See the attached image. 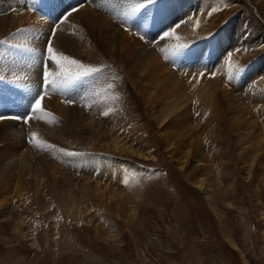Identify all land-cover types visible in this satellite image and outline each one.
Instances as JSON below:
<instances>
[{
	"label": "rangeland",
	"instance_id": "1",
	"mask_svg": "<svg viewBox=\"0 0 264 264\" xmlns=\"http://www.w3.org/2000/svg\"><path fill=\"white\" fill-rule=\"evenodd\" d=\"M32 1L41 8L48 0L43 5L38 0ZM104 1L109 2L105 9ZM175 1L177 4H173ZM180 1L152 0L134 15L127 13L132 7L140 5L141 0H60L62 11L54 1L49 9L57 14L56 19H61L74 7L81 8L93 3L96 9L101 12L104 9L102 13H107L112 18V22L102 18V30L107 29L108 23L118 27L124 24L125 28L128 26L126 29L132 28L133 34L144 36L146 49L156 52L161 47L158 44L167 41L163 61L176 71L175 76L180 77L182 82L174 80L168 87L162 84L159 87L149 85L142 88L139 84L129 83L125 78V88L119 91L120 96L115 101L99 97L97 94L101 90L109 88V83L104 78L106 73L112 79L115 73H120V69L111 61H91L79 54L73 56L66 47L56 48L58 40L54 38L55 32H63L62 19L56 28L50 22L52 28L48 43L44 42L39 50L41 62L52 38L51 46L58 55L75 59L86 67L98 68L100 71L63 90L51 86L44 88V70H41L40 79L35 83L30 82L33 79L10 80V77L0 76V116L27 119V123L24 119H12L22 122L20 130L27 135V145L44 157L43 162L52 158L64 163L62 166L69 173V180H62V176H54L50 171L47 176L45 172H41L39 180L33 177L34 172L27 175L24 170L25 191L9 195L11 203L33 202L34 210L37 211L32 214L34 219L40 216L45 218L53 209H60L59 204L61 207L65 206L66 195L63 188L68 190L73 187L70 195L75 197L77 193L80 195L93 191L97 180L105 184L108 190H117L126 197L124 207L118 210L117 202L121 199L117 192H114L117 197L102 196L100 205L93 211L96 216L92 219H85V211L78 216L79 221L73 217L67 220L62 214L44 222L41 218V224L25 227V234H28L26 237L9 236L11 228L4 225L8 219L6 217L5 222H0V226L3 224L0 227V264H264V148L252 147V143L264 138L260 135L264 132V46L256 48V44L243 40L245 44L252 46H249L248 50L252 49L249 53L241 46L232 47L234 43L230 41L231 36H237L235 28L245 30L248 24H252L244 33L246 37L257 22L264 28V19L259 18L263 11L259 6H248L247 0H234L233 4L238 7L226 12L224 5L230 3V0H213V3L216 2V9H213V5L204 6L206 10L203 16H200L197 25L191 29L184 26L186 17L179 18L183 15ZM63 2L68 3L63 5ZM182 2L184 5L186 0ZM166 8H170L176 16L174 20L177 21L172 28L166 25ZM191 8L192 12L188 17L193 18L196 15L195 4ZM80 11L72 12V15ZM207 11L213 13L206 16ZM217 11L219 17L223 14L229 17L218 21L215 16ZM79 15L85 22L81 13ZM243 15H246L245 18ZM139 19L144 23L146 20V27L142 25L145 30L142 26L143 30L138 27ZM73 25L72 23L71 26ZM179 26L184 29L179 30L180 36L175 38L173 33ZM36 27L38 26L32 20H28L1 38L0 64L3 61L10 62L8 64L13 66L15 64L12 63L15 62L24 64L30 57L33 58V52V55H39L34 49H30L27 39L24 43L21 40ZM166 33L171 35L166 36ZM221 35L229 43L223 41ZM245 47L247 48L246 45ZM255 48L260 50L253 51ZM18 50L21 53L16 55ZM45 58L49 71L55 73L48 56ZM69 66H72L73 71L68 70L67 74L62 69H55L60 70L56 71V77L62 74L75 76L78 73L75 65ZM23 67L25 68V64ZM200 84H206V87L199 88ZM225 89L232 92L228 93ZM164 90L167 91L166 95L170 92L178 94L175 99L179 102L171 105L172 100L162 94ZM179 90L185 94L183 103ZM55 92L62 95L58 96L55 105L67 107L64 114L55 105L52 106L53 95L57 97ZM148 92L152 95L153 103L145 102ZM34 93L38 94L35 99ZM41 95L42 110L33 113L30 110ZM189 95L192 99L187 100ZM208 96L211 97L208 99ZM69 99L75 103H67ZM166 101L169 102L168 105ZM248 107H253L254 118L260 127L252 126L242 116ZM83 112L107 129L109 126L116 128L115 125L121 119H124L122 123L128 119L126 127L135 131L130 130L126 132L128 134H124L126 127L121 126V135L124 134L133 146L142 145L148 157L132 156V147L128 151H110L99 146L98 141L85 132L91 126H82L77 119L78 113L83 115ZM126 112L131 116H127ZM42 113L45 118H39ZM163 113V116L158 117ZM38 118L46 120L45 125L38 127ZM183 118L191 121L192 129L182 127ZM35 128H38L37 132ZM256 128L260 133L258 136ZM3 130L0 132L18 131L15 127ZM171 132L175 136L172 141L177 143L176 148L168 146V134ZM33 133L36 134L35 140ZM65 134L68 137H64ZM180 134L183 135L180 137ZM241 135L249 137L251 143L245 148L240 144ZM148 138L156 142V145L146 143ZM197 147L205 157V163L200 167ZM112 158L120 159L118 169L111 170L109 165ZM39 166L41 165L36 167ZM34 180H37V184ZM39 188H43L45 195L36 193ZM17 215L18 220H21L22 211L17 212Z\"/></svg>",
	"mask_w": 264,
	"mask_h": 264
},
{
	"label": "bare ground",
	"instance_id": "2",
	"mask_svg": "<svg viewBox=\"0 0 264 264\" xmlns=\"http://www.w3.org/2000/svg\"><path fill=\"white\" fill-rule=\"evenodd\" d=\"M233 1L234 0H230V3H227L225 5L223 3V5L225 6L224 11L227 12L230 10V8L235 10L238 7L237 4H233ZM107 2L108 1H106L103 5H106ZM241 2H242V0H241ZM245 2L246 1H244V3ZM247 2H248L247 4H249L248 6H250V4L254 5V6H259V8L263 11V14L259 15L260 16L259 18L264 19V0H247ZM64 3L65 2H63L62 4L64 5ZM67 3H65V4H67ZM114 3H113V5H114ZM215 3H213V0H186V2L183 5V2L181 0L179 6L181 7L180 11L182 10L183 15H181L179 18H182V17L185 18L186 17V23H185V25L184 24L183 25L187 28L192 29L195 27V25H197V22H198V19L200 18V16L201 17L203 16V14L206 10V9H204V6H206V5L212 6L213 5V9H216V8H214ZM60 4L61 3L59 2L60 11H62L63 9L61 10V8H63V6ZM100 4L98 3L97 5L99 6ZM173 4H177V2L175 1V3H173ZM194 4L196 7V9H195L196 15H195V17L190 18L188 16H190V14L192 12L191 6ZM69 5H68V7H69ZM103 5L102 6L100 5V6L103 8ZM170 5H172V4H170ZM98 6H97V8H98ZM105 7H108V6L107 5L104 6V9H105ZM116 8L117 7L115 6V9ZM79 9L81 10L80 13H81V15H82V17L86 23L82 21V18H80V15H79L80 13H77L76 15L71 14L70 16L67 17L66 20L63 17L62 21H61L62 22L61 25L64 27L63 32H60V31L55 32L54 38H56L58 40L57 44H56V48L66 47L68 52L70 54H72L73 56H76V54H79V55L84 56L85 58L87 57L91 61L107 60V61H111V63L116 64V66L120 69L119 70L120 73L119 74L115 73V75L113 76L112 79L106 73L104 78L109 83V88L101 90L97 94L99 97H106L108 100L115 101L120 96L119 91H123L125 88V85L123 84V80L125 78L128 79L129 83L131 82L134 85L139 84L142 88L148 87L149 85H151V86L156 85V87L157 86L159 87L162 84H165L166 87H168L170 85L171 81H174V80L182 82V79L180 77L175 76L176 71H173L170 68V66L163 61L164 54H166L167 41L166 42L164 41V44H158V46H161V47L158 48L157 52H156V50H151V49L148 50L145 48L144 41L139 36L133 34L132 31H127L126 28L128 26L125 28L124 24L122 26L118 27L116 24L113 26L111 23H108L107 29L102 30L103 19L107 20L109 22H112V18L107 16L108 15L107 13H106L107 15L102 13L104 9L102 10V12L99 11L98 9H96V7L93 5V3H92V5H89V6L83 5ZM99 9H100V7H99ZM115 9H113V10L117 11ZM167 9L168 8H166V11H167ZM183 9H184V11H183ZM221 10H222V8H221ZM66 11H68V10H66ZM59 12H58V14H59ZM210 12L207 11L206 16ZM64 13L65 12H63V14ZM164 13H166V12H164ZM211 13H213V12H211ZM234 13H235V11H234ZM247 14H248V11H247ZM65 15H67V14H65ZM219 15H220L219 11H217L215 13V16L218 17V21H220L221 19H227L229 17L227 14H223L220 17H219ZM166 16H164L167 18L166 25H169V27L172 28L171 26L174 25L175 21H177V20H174V16H175L174 12H171L170 8H169L168 14ZM215 16H212V17L215 18ZM245 16L246 15H243L244 18H245ZM145 18H147V17H145ZM175 18H176V16H175ZM241 18H242V16H241ZM28 20H32L38 27L33 28L34 30L32 31V33L30 35H25L26 38L25 37L21 38V40L23 42V41H26V39H27V41L29 42V45H30L29 46L30 49H34V51L37 52L39 55H33L34 54V52H33V54H32L33 58L30 57V59H28V55H27L28 60H26V62L24 63L25 68L23 67L24 64H21L19 62L12 63V64H15L13 66L11 64H8L10 62L6 63V61H3L0 64L3 67V68L0 67V76L7 77V78L10 77V80H12L14 78H15L14 80H16V79L17 80H24V79L28 78L29 81H30V79H33L30 82L35 83L36 81H39L41 73H42L41 70H43L41 68L42 56L40 57L39 50L42 49L44 42L48 43L47 40H48L49 32L53 26V25L51 26V23H53V22L50 21L45 16H43V15H41L35 11H32V9L30 7L28 8V4L26 3L25 0H0V40L1 41H2L1 38H3V36H5L8 32H10L12 29L19 28V25H21L22 23H25ZM241 21H243V20H241ZM72 23L74 24L73 26H71ZM145 23H146V20H145ZM145 23L143 24L144 26H145ZM206 24H208V23H206ZM234 24H235V21H234ZM255 24H256V22H255ZM259 24L260 23L257 22V24L254 27L250 28V35L247 37H246V35H244V33L246 32V30L249 29V26L252 24H248L246 26L245 30L240 29V28H235L234 31L237 33L238 37L237 36H234V37L231 36L230 41H231V43H234V46H232V47L236 46V48H240V46H241V48L245 49V51L251 53L252 49L248 50V49H250L249 46H251V45L248 43H247L248 45L245 44L243 42V40H249L251 43L256 44L257 45L256 48L264 46V28L260 27ZM215 27L217 28V25ZM143 28H142V30H143ZM35 29H37L38 32ZM147 29H149V27ZM181 29H184V28H181ZM181 29L179 26L177 28V30L175 31V33H173L175 38L180 36L179 30H181ZM144 30H145V28H144ZM166 32H168V30ZM204 32H201V33H204ZM230 32H231V30H230ZM186 36H187V34H186ZM221 37L224 38L223 41H225V42L227 41L223 35H221ZM244 37H246V38H244ZM220 41H221V38H220ZM221 45H223V42ZM245 45L247 46V48L245 47ZM45 46H46V44H45ZM47 46H49V45L47 44ZM169 47H171V46H169ZM221 48H222V46H221ZM256 48L253 51H257ZM22 49H21V51H23ZM25 50H26V48H25ZM21 51L18 50L16 55H19L21 53ZM158 51H161V53H158ZM24 52H26V51H24ZM30 53H28V54H30ZM106 56H108V57H106ZM223 56H225V55H223ZM251 56H252V54H250L249 57H251ZM52 65L55 69L58 68L56 65L54 66L53 63H52ZM254 67H256V65ZM55 69H54V72L56 74L57 70H55ZM59 69H62L67 74L68 70H72V66L70 67L69 65H65L63 68H59ZM75 69H76L75 71H82V69L78 70L77 66H75ZM255 70H257V69H255ZM59 71L60 70H58L57 72H59ZM261 72H262V70H261ZM255 76H257V75H255ZM250 79H251V77H250ZM3 81H5V80H3ZM98 82H101V81H98ZM22 83H24V82L22 81ZM260 84L262 85V83H260ZM205 87H206V84H202V85L200 84V86H199V88H205ZM226 88H228V87H226ZM175 90H178V89H175ZM225 90L228 93L232 92L229 89L228 90L225 89ZM258 90H259V88H257V91ZM261 90L262 89H260V92H262ZM48 92H47V94H48ZM166 92L164 90V92L162 94L165 95L166 98H169L170 100H172L171 105H175L179 102V101H176L177 99H175V97L178 94L170 92L168 95H166ZM178 92L181 93V95H179V97L181 98L182 103H183L184 99H182V98H185V94L182 90H179ZM55 93L57 94L58 92H55ZM262 93H264V92H262ZM34 94H36L33 97L35 99L38 94L37 93H34ZM253 94H256V93H253ZM24 95H25V93H24ZM49 95H52V94H49ZM59 95L62 96L61 94H57V97H54V95H53V105L52 106H54L55 103L58 101ZM210 97L211 96H208L207 98L209 99ZM255 97L253 99H256ZM240 98L241 97H238L239 101L242 104H245V103H243L244 102L243 99L241 98L242 99L241 100ZM96 99H97V97H96ZM96 99H95V101H96ZM151 99H152V95L148 92V94H146V101L145 102H147V101L152 102ZM189 99H192L191 95H189V97H187V100H189ZM93 100H94V98H93ZM170 100H168V101H170ZM103 101H104V99H103ZM168 101H166L167 105L169 103ZM87 104H88V102H87ZM40 105H41V103H40ZM55 107L58 111L62 110V114H64L67 110L66 106H65V108H62L59 104L55 105ZM252 108L248 107L242 116H244L245 120L250 122L252 124V126H257V125L259 126L258 122L255 120L256 118H254ZM28 109H29V107H28ZM76 111L77 110H74V112H76ZM79 112L81 113L82 111H79ZM126 113H127V116H131L128 112H126ZM42 114L39 116V118H41V117L45 118L44 113H42ZM164 114L165 113L160 114V115H158V117L163 116ZM39 118L37 121V125H38V127H41V126L45 125L46 120L43 121L42 119L40 120ZM166 118H167V116H166ZM77 119L81 122L82 126H85V127L91 126L89 129L85 130V132L89 133L91 135L92 139H94L95 141H98L99 146H102L103 148L110 150V151H122V150L128 151V149H130V147H132L131 148V151H133L132 156H136V157H140V158L148 157V153H146L145 148L142 145L141 146H133L131 144L130 140L123 136L124 134H128L126 132H128L130 130L135 131L132 128L129 129L126 127V124H127L126 121L128 119L124 123H122L124 119H121L119 121V123H117L115 125L116 128H113L112 126L110 128V126H109L108 129L105 128L104 125L101 126L102 123H100L98 121H93V117L91 118V116H89V114L84 113L83 115H79V113H78ZM183 119H184V121L181 124L182 127L185 128L187 126L186 127L187 129H189V128L192 129L191 121L189 119L188 120H186L185 118H183ZM82 120H84V122ZM181 120H182V118L180 119V121ZM174 122L176 124L178 121L174 120ZM21 123L22 122L15 121L12 119H3V120H1L2 125L0 126V131H2L3 129H4L3 131H5V128L9 129L12 127H15V130H18L16 132H14V131L0 132V143H1V146H0V186H1V188H0V222H2V221L5 222L6 217H8V219H7L6 223H4V225L11 228L9 236L14 235L16 238H18L20 236L26 237L28 235V234H25V227L26 226H32L33 224L39 225L42 223L41 218H43V222H44L45 220L54 219V216L59 215V214L64 215L67 220L70 217H73L76 221H79L78 216H80L82 214V212L85 211V214H86L85 219H92L96 216V214H94L93 211H95V209H97V206L100 205V203H101L100 199L102 198V196L107 197L109 195V197H112V196L117 197L119 195L121 200L117 202V209L119 210V209L124 207L126 197L123 194L121 195L117 190H112V191L108 190L106 188L107 186L105 184H103L102 182H99L98 180L96 181V185H95V188L93 191H89V192H86V193H83L80 195L77 193V195L75 197L70 195L72 190H73V187L68 188V190L66 188L65 189L63 188V193L66 195L64 197L65 201H66L65 206L61 207V205L59 204L58 206L60 209H57V208L53 209V211L51 213L46 214L45 218L40 216L39 218L34 219L32 214L36 210H34L33 202L28 201V202H24L22 204L21 203H17V204L11 203L10 199H9V195H12L13 192L14 193H22V191H25L23 188V186H24L23 182L25 180L24 177H26L24 170H25L27 175H30L31 173L34 172L33 177H37L36 179H39V180H40L39 174L41 172H45V174L47 176L49 171L54 176H57V175L62 176L63 177L62 180H66V179L69 180V178H68L69 173H67L68 171L66 172L65 167L62 166L64 163L61 164V163L53 160L52 158L49 159L47 162H43L44 160H42V159H44V157H41L42 155H40V154L39 155L36 154V152L30 148V145H27V139L28 138H27L26 133H23L22 130H20V128L22 127ZM177 124L179 125V122ZM117 125H120V127H117ZM121 126L126 127L125 133L122 135L120 132ZM35 131L37 132L38 128H35ZM174 131H176V130H174ZM177 131H178V129H177ZM255 133L257 136L260 134L258 132V128H256ZM182 135L180 134V137ZM260 135L264 136V132H262ZM64 137H68V134H65ZM174 138H175V136H174L173 132L168 134L167 142H168V146H171V148H176L175 145L177 143L175 141H172V140H174ZM176 138H178V136ZM253 138L254 137H252V141H253ZM263 139L264 138H261L259 141H255L254 143H252V147L254 148L256 146V147L264 148V140ZM240 140H241L240 144H241V146H243V148H245L251 144L249 137L244 138L241 135ZM180 142H182V140ZM146 143H148L150 145H156V142H153L149 138H148V141ZM256 144H258V145H256ZM197 149L199 151V152L197 151L198 152V154H197L198 160L197 161H198V164L200 163L199 164V167H200V166H202L203 163H205V157L202 153V150L199 147H197ZM220 153H222V152H220ZM221 158H222V156L220 155L219 159H221ZM262 160L264 161V158ZM263 161H261V162H263ZM118 163H120V159L112 158V160L110 161L111 165H109L111 167V170H112V168L118 169V165H119ZM37 165H41V166H39V168H37L36 167ZM21 181H22V185H21ZM34 181H35V184H37V180H34ZM37 190L38 191H36V193L40 192V194L42 196L45 195V191L43 190V188L42 189L39 188ZM74 190H76V189L74 188ZM114 192H117L118 195H116ZM46 208L47 207H45V209ZM19 211H22V219L21 220H18L17 212H19ZM25 223H27V224H25Z\"/></svg>",
	"mask_w": 264,
	"mask_h": 264
},
{
	"label": "snow or ice",
	"instance_id": "3",
	"mask_svg": "<svg viewBox=\"0 0 264 264\" xmlns=\"http://www.w3.org/2000/svg\"><path fill=\"white\" fill-rule=\"evenodd\" d=\"M152 0H141V4L137 5L136 7H132L129 11V13H127V15H134L135 13L138 12V10L140 8H142L145 4H149L151 3ZM79 10V7H74L71 11H69L67 13V15L64 17V19L66 20L68 16H70L72 14V12H76ZM215 11V10H214ZM144 23V21L142 19L137 20V25L138 26H142ZM127 31H131V29H126ZM167 35H171V33H166ZM140 38L143 40L144 36H140ZM47 55H48V59L54 64L56 65L58 68H63L65 64L67 65H75L77 66L78 69H82V71H78V73L75 76H70V75H60L59 77H56V74L53 72H50L47 70V68H45L44 72H43V86L45 89H47V87L51 86L54 89H65L68 88L74 84H76L78 81L88 77L89 75H92L94 72H98L100 71V69L96 68H91V67H86L83 64L78 63L75 59H70L67 56L64 55H58L53 47L49 44V46L47 47ZM55 77V78H54ZM43 99V95L39 96L35 102L34 105L31 109V111L33 113L41 111V107H40V103L41 100ZM67 103L69 104H73L75 103L72 100H68ZM105 115H107V113H105ZM3 119H24V122L27 123V119L22 118V117H3L0 116V120ZM30 119V117L28 118ZM33 140L36 139V134L33 133ZM32 142V141H30Z\"/></svg>",
	"mask_w": 264,
	"mask_h": 264
}]
</instances>
